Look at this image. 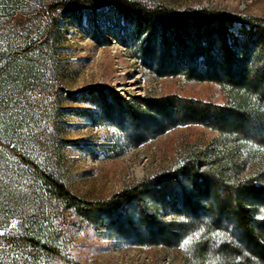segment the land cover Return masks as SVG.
Returning a JSON list of instances; mask_svg holds the SVG:
<instances>
[{"label": "rangeland", "instance_id": "obj_1", "mask_svg": "<svg viewBox=\"0 0 264 264\" xmlns=\"http://www.w3.org/2000/svg\"><path fill=\"white\" fill-rule=\"evenodd\" d=\"M61 1L66 0H0V236L21 224L17 217L5 222L3 210L16 215L25 203H36L30 170L10 147L80 199L111 201L107 210L87 216L61 204L36 203L39 211L47 210L46 219L58 229L63 252L74 263L203 264L181 247L195 228L183 209L185 194L195 174L207 170L229 182L264 172V139L256 144L202 125L139 133L126 114L107 119L92 102L102 100L99 88H113L135 109L145 98L172 95L230 104L234 89L190 77L194 72L205 76L206 58L200 53L216 56L223 35L214 32L209 47L207 30L192 26L181 44L174 26L166 31L146 13L116 6L48 11ZM124 1L149 9L264 18V0ZM228 32L227 43L237 56L260 66L259 50H246L251 28L233 23ZM123 191L130 199L114 200ZM143 218L176 223L185 231L183 240L171 247L137 238L133 231ZM7 251L0 240V264H62Z\"/></svg>", "mask_w": 264, "mask_h": 264}, {"label": "trees", "instance_id": "obj_2", "mask_svg": "<svg viewBox=\"0 0 264 264\" xmlns=\"http://www.w3.org/2000/svg\"><path fill=\"white\" fill-rule=\"evenodd\" d=\"M116 6L126 13H146L161 21L167 31L170 26L177 29V40L183 44L190 35L191 27L207 30V45L214 42V32L223 35L216 56L200 53L206 58L205 76L192 74V78L216 82L234 89L232 102L218 105L192 98L165 96L145 98L140 108H129L130 102L113 88H99L102 100L97 105L107 119L125 115L133 129L139 133H163L180 125H202L229 137H237L252 143L264 139V18L230 15L206 9H188L181 12L156 6L146 8L141 3L115 0H66L48 8L51 13H72L84 8L99 9ZM233 23L249 26L252 30L246 50L257 49L260 66H252L245 56H237L227 43L228 28ZM219 25L223 30L214 31ZM112 100L111 102L108 100ZM95 103V104H94ZM19 161L29 168V180L33 181V203L63 205L74 209L82 216L90 212L105 211L111 201L91 202L82 200L70 192L68 187L49 174L39 164L23 153L8 148ZM191 190L185 194L183 209L192 222L191 243L185 249L203 264H264V172L244 180L229 182L207 170L195 174ZM31 192V190H30ZM30 192H28L30 194ZM129 191H123L114 200L128 201ZM12 200L9 198L7 201ZM113 201V200H112ZM25 203L18 214L3 210L4 221L17 217L21 224L17 230H7L0 240L10 248L8 254L33 256L34 259L57 260L62 264H78L63 252L58 229L46 219L47 210L39 211V205ZM203 203L201 207L200 204ZM41 215L42 218H41ZM194 223V224H193ZM18 227V226H17ZM134 235L153 245L174 246L183 240V227L176 223L159 224L143 218ZM188 239V238H187Z\"/></svg>", "mask_w": 264, "mask_h": 264}, {"label": "snow or ice", "instance_id": "obj_3", "mask_svg": "<svg viewBox=\"0 0 264 264\" xmlns=\"http://www.w3.org/2000/svg\"><path fill=\"white\" fill-rule=\"evenodd\" d=\"M191 237H189L188 239H185L183 242H182V245L181 247L184 248V249H187V247L190 245L191 243Z\"/></svg>", "mask_w": 264, "mask_h": 264}]
</instances>
